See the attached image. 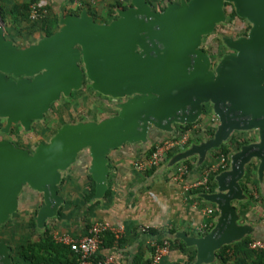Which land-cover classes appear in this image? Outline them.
<instances>
[{"label": "water", "instance_id": "95a60500", "mask_svg": "<svg viewBox=\"0 0 264 264\" xmlns=\"http://www.w3.org/2000/svg\"><path fill=\"white\" fill-rule=\"evenodd\" d=\"M225 4L250 29L238 39L224 37L232 53L213 66L201 43L225 21ZM85 79L96 93L121 100L117 114L64 124L33 153L0 140V226L17 211L27 186L43 196L35 221L43 229L64 203L58 194L62 174L85 149L95 184L91 200L102 199L111 150L148 143L151 126L171 133L173 124H194L209 106L218 120L212 136L176 154L171 166L195 155L202 164L236 132L256 131L257 141L233 152L229 168L215 176L216 191L202 195L218 211L213 228L201 237L180 233L175 238L195 248L193 264H214L218 250L252 234V226L240 223L233 202L246 199L240 182L253 160L259 181L264 176V0H180L162 11L146 0H130L109 23L96 22L87 10L62 15L54 34L25 48L6 39L0 27L5 130L11 124L29 129L54 102L81 89ZM0 264H14L2 242Z\"/></svg>", "mask_w": 264, "mask_h": 264}, {"label": "crops", "instance_id": "0c3cea01", "mask_svg": "<svg viewBox=\"0 0 264 264\" xmlns=\"http://www.w3.org/2000/svg\"><path fill=\"white\" fill-rule=\"evenodd\" d=\"M3 1V4L5 2L7 3L8 8H14L27 4L29 0ZM46 1L50 3L52 2V0ZM68 1L69 0H65L63 5H67ZM146 1L154 10H161L167 4L178 3L180 0ZM52 4L51 12L57 17V31L59 29V21L62 14L59 5L54 2ZM87 4H89L88 0L84 2L83 5ZM115 4H117V0H98L97 6L92 9H94L98 18H105L103 23H109L117 17V11L119 9L113 7ZM70 7L73 10L75 9L73 4H71ZM6 18L8 20L7 23L11 25V17L6 16ZM28 36L31 38V41L26 44L27 46L35 44L39 39L43 38V33L42 31L37 30ZM27 46L22 47L25 48ZM193 137L194 139L191 140V143L184 149V151L192 144H198L206 139L203 138L197 140L196 135ZM193 140L195 142H193ZM142 150L141 143H127L119 148L111 150L107 155L108 175L106 182L108 193L100 200H91V204L84 208V211H86L85 216L89 217L88 222L90 223L86 226L81 225V230L79 229L80 232L70 230L71 227L67 228L65 224L63 225L65 235L72 238L82 237L88 227L96 221H106L113 228H121V235L118 239H116L111 233L114 238L111 248L101 249L102 255L111 254L118 259L121 264H132L135 258H139L142 263L146 262L151 256L152 245L159 240L170 238L182 242V240L175 238L176 235L180 233L186 234L189 237L204 236L211 229L203 235H200L198 229L203 225L208 227L209 225L207 224L211 222V220L213 221L214 226L218 218V211L215 205L207 202L202 197L203 194L211 193L210 191L206 192L199 188L185 192L182 184L174 183L170 180V175L175 166L187 160L190 161L192 167L189 170V175L187 176L185 183L189 184L201 179L202 171L207 166L213 165L217 162L218 157H213L211 155L214 150L208 153L202 164L198 163V157L195 155L171 166L169 163L170 160L176 154L183 152L179 151L170 154L164 159L159 167L152 169V171L138 172L133 169V163L145 155L142 154ZM228 168L229 162L227 169ZM216 175L218 174H215V176ZM255 175L257 188H254L259 191L264 203V176L263 180L259 181L257 170ZM34 194L35 191L31 189L24 192L22 190L19 196V201L23 198L31 202ZM246 200L248 201L247 197L244 201H235L233 202V206L235 207L237 204L247 203ZM206 209L214 210L213 219L205 213ZM237 213L240 217L241 224L246 223L253 227V232L248 237H252L253 239H264V211H260L261 217H252L250 213L247 212L248 214L245 213V215L247 214L246 220L244 218L245 215H240V211H237ZM142 228H146V231L142 232ZM185 247L187 248V251L184 253H180L179 251L170 248L169 254L163 258L160 264H184L186 262V256L189 253H194L195 257V248L187 247L186 245Z\"/></svg>", "mask_w": 264, "mask_h": 264}, {"label": "rangeland", "instance_id": "374dc122", "mask_svg": "<svg viewBox=\"0 0 264 264\" xmlns=\"http://www.w3.org/2000/svg\"><path fill=\"white\" fill-rule=\"evenodd\" d=\"M64 1L65 0H52L51 3L48 2V16H51V19L57 20V17H53V13L51 12L52 3H57L59 8H62L64 7ZM28 3L29 1L27 4ZM224 11L225 21L217 25L213 33L203 37L201 43L202 50L210 57L213 65H216L224 56L232 53L224 45V37L238 39L246 36L250 29L248 21L238 18L232 6L224 7ZM95 20H97L98 23H103L105 18H98L97 16ZM0 27L3 28L4 33L6 32L7 38L18 48L27 46L26 44L31 41V38L28 36L30 34L23 32L17 33L14 26L5 25L1 20ZM120 102L121 100L119 99H112L96 93L91 89L90 82L85 79L81 89L71 92L67 97L62 96L58 101L54 102L50 106V110L44 114L43 118L33 121L29 129H24L20 124H11L5 130L7 127L6 119L0 118V140L8 141L16 147L33 153L38 145L47 144L62 125L85 121L99 122L106 117L116 115L118 112L116 105ZM211 115L210 107L207 106L204 115H202L199 121L194 123L192 127L199 125L214 130V128L209 126ZM182 126L185 125L173 124L171 133L158 130L151 126L147 136L148 143L142 144V154H146L152 146L158 143L177 138L182 132ZM200 134L201 137L204 136L202 133ZM234 134H237L240 139L245 138L251 139L253 142L257 141L256 131L236 132ZM89 166L90 156L88 150L85 149L79 153L77 161L62 174L63 176L58 187V194L62 197L64 203L60 206L56 217L49 219L44 225V228L46 225L48 227H54L53 235H65V229H63L64 224L67 228L71 227L70 230L80 232L81 225L86 226L90 223L88 222L89 217L85 216L86 211H84V208L91 203H86L83 200V197L89 191L91 183L88 174ZM248 166L253 169L251 170L253 182L247 184L250 191H252V199L245 193L248 198V201L246 200L248 206H239L240 215L244 216L245 213L248 212L252 217H261L260 211H264V203L259 191L256 189L257 180L255 173L257 170V162L253 160ZM244 178L242 181L245 182ZM29 189L30 188L25 186L23 192ZM42 205L43 196L40 193L35 192L31 202L21 198L18 202V210L0 226V242L8 246L10 258L14 264H25L18 259L19 248L39 239L44 230V228H37L36 224L32 226L36 221V214ZM246 215L244 216L245 220L247 219Z\"/></svg>", "mask_w": 264, "mask_h": 264}, {"label": "trees", "instance_id": "16d2710c", "mask_svg": "<svg viewBox=\"0 0 264 264\" xmlns=\"http://www.w3.org/2000/svg\"><path fill=\"white\" fill-rule=\"evenodd\" d=\"M73 0H69L68 4L62 8H60V12L63 16L66 15H78L80 12L84 9L88 11V13L93 17V19H97V15L92 9V7L87 5H81L74 10L71 9V4ZM3 0H0V20L5 24L9 25L7 23L6 16L11 17V27L16 26L14 28L17 32H23L28 34H33L37 30L42 31L43 37L51 36L56 32V25L57 21L51 19V16H46V18L41 22H31L28 19V4H23L19 7L14 8H8L7 3L5 2L3 4ZM68 6V7H67ZM130 6V0H125V3L117 2V4L113 5L114 8L117 9H126ZM226 6H230L228 4H225ZM49 7V6H47ZM49 11V8H48ZM53 17L56 18V16L53 14ZM97 22V20H95ZM55 26V27H54ZM58 27V26H57ZM6 33V32H5ZM4 33L6 39L7 36ZM193 124H186L185 126H182L181 128L182 132L184 133L192 128ZM213 129L211 128H205L199 129L195 135L197 136V140H201L203 138H209L213 134ZM180 133V134H181ZM202 133L204 136L201 137ZM253 142L251 139H240L237 134H233L230 139L223 143L218 149L214 150L211 155L213 157H220L223 156L224 159L229 162L230 155L234 152L239 150L243 145H247L249 143ZM154 150V146H152L144 156H149L150 153ZM183 164H185L188 169L190 170L192 165L190 161H184ZM227 169V168H226ZM225 169V170H226ZM223 170V171H225ZM251 169L250 166H247L246 168V175H245V182L241 181L240 185L242 189L244 190V193H247L250 198L251 192L248 185L250 182L252 183V177H251ZM152 171V170H151ZM247 176V177H246ZM215 174L210 176L209 178V191L212 193L216 189L215 184ZM89 180L91 182L90 189L88 193L83 197V200L86 203H89L92 199V196L95 192V184L91 180V177H89ZM108 191L106 192L107 195ZM97 203V202H96ZM95 204V203H94ZM245 206L247 207V203H241L235 205L236 210L239 212V206ZM242 208V207H241ZM35 226V223L32 225ZM89 228V227H88ZM53 232L54 227H48L45 226L41 236L38 240L34 242L27 243L26 245H23L18 250V259L21 260L25 264H77V256L71 248L67 245H63L60 243H57L53 239ZM172 234L171 232H169ZM170 248L175 249L179 251L180 253H184L187 251V248L185 247L184 243L175 239H167ZM254 240L252 237H245L241 241L236 242L232 245L224 246L220 250L216 252V262L214 264H264V249L260 251H253L249 249V243ZM114 242L113 235L111 233H106L103 238L102 248L108 249L111 248L112 243ZM120 242V241H119ZM161 240L157 241V243H160ZM190 251V250H189ZM102 254H98L96 256V259H101ZM195 260L194 253H189L186 256V262L184 264H193ZM148 261V260H147ZM146 261V262H147ZM144 262V263H146ZM140 261L139 258H135L132 262V264H144ZM96 264V263H94Z\"/></svg>", "mask_w": 264, "mask_h": 264}, {"label": "built area", "instance_id": "2783aa9c", "mask_svg": "<svg viewBox=\"0 0 264 264\" xmlns=\"http://www.w3.org/2000/svg\"><path fill=\"white\" fill-rule=\"evenodd\" d=\"M87 0H73L72 4L75 8L81 6ZM92 8L97 6L98 0H88ZM117 2L125 3V0H117ZM48 2L46 0H29L28 3V19L31 22H41L48 15ZM218 120L215 116H212L209 121V126L216 128ZM203 126H193L188 131L181 133L177 138L158 143L154 146V150L149 156H143L142 158L134 161L133 169L138 172L150 171L160 166V164L170 154L174 152L184 151L188 147L189 142L194 139L195 133L202 129ZM193 142H195L193 140ZM228 167V162L223 156L217 158V162L213 165L207 166L202 171V177L196 182L185 183L187 176L189 175L188 167L180 163L175 166L170 175V180L174 183L182 184L185 192L193 189H203V191L209 192V178L214 174H219ZM227 170V169H226ZM205 213L213 219L214 210L206 209ZM208 227L203 225L198 229L200 235L207 233L213 226V221L209 222ZM121 228H113L106 221H96L92 223L85 234L79 238H72L67 235H53L55 242L67 245L71 248L73 253L77 256V264H121L113 255H102L101 259H96L98 254H101L103 238L106 233H112L116 239L121 235ZM146 228H142V232H145ZM249 249L253 251H260L264 249V239H254L249 243ZM170 252V244L167 239L161 240L160 243L155 242L152 245V252L149 260L144 264H160L164 257Z\"/></svg>", "mask_w": 264, "mask_h": 264}, {"label": "flooded vegetation", "instance_id": "af4514ba", "mask_svg": "<svg viewBox=\"0 0 264 264\" xmlns=\"http://www.w3.org/2000/svg\"><path fill=\"white\" fill-rule=\"evenodd\" d=\"M167 5H168V4H167ZM167 5H166V6H167ZM166 6H165V7H166ZM165 7H164V8H165ZM164 8H163V9H164ZM163 9H161V10H157V11H162ZM204 52H205V51H204ZM213 66H214V65H213ZM8 79L13 80V78H12L11 76H9ZM204 111H205V110H204ZM212 115H213V114H212ZM213 116H214V115H213ZM211 117H212V116H211Z\"/></svg>", "mask_w": 264, "mask_h": 264}]
</instances>
